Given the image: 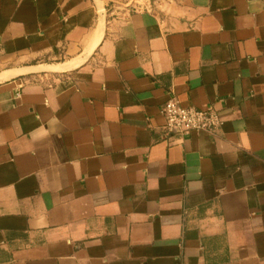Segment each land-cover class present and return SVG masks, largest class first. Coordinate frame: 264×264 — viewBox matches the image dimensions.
<instances>
[{
  "label": "crops",
  "instance_id": "crops-1",
  "mask_svg": "<svg viewBox=\"0 0 264 264\" xmlns=\"http://www.w3.org/2000/svg\"><path fill=\"white\" fill-rule=\"evenodd\" d=\"M0 264H264V0H0Z\"/></svg>",
  "mask_w": 264,
  "mask_h": 264
},
{
  "label": "built area",
  "instance_id": "built-area-1",
  "mask_svg": "<svg viewBox=\"0 0 264 264\" xmlns=\"http://www.w3.org/2000/svg\"><path fill=\"white\" fill-rule=\"evenodd\" d=\"M164 130L169 135H188L192 132H216L223 120L212 108L197 110L183 108L178 98L171 94L162 108Z\"/></svg>",
  "mask_w": 264,
  "mask_h": 264
}]
</instances>
